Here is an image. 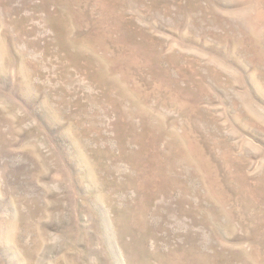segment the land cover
Wrapping results in <instances>:
<instances>
[{
    "label": "rangeland",
    "instance_id": "rangeland-1",
    "mask_svg": "<svg viewBox=\"0 0 264 264\" xmlns=\"http://www.w3.org/2000/svg\"><path fill=\"white\" fill-rule=\"evenodd\" d=\"M0 264H264V0H0Z\"/></svg>",
    "mask_w": 264,
    "mask_h": 264
}]
</instances>
